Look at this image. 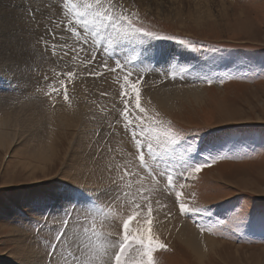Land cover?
Segmentation results:
<instances>
[{
	"label": "rangeland",
	"instance_id": "1",
	"mask_svg": "<svg viewBox=\"0 0 264 264\" xmlns=\"http://www.w3.org/2000/svg\"><path fill=\"white\" fill-rule=\"evenodd\" d=\"M113 2L129 15L136 13L133 22L138 27L176 39L151 40L142 47L124 42L128 47L121 44L114 53L104 52L106 41H102L93 59L88 50L91 40L80 51L76 38L66 30L70 17L64 14V2H22L27 18L33 21L37 16L53 28L55 37L45 38L57 47L55 55L48 49L51 63L45 60L41 69L30 70L27 89L32 96L15 94L20 98L14 101V111L20 114L23 108L37 106V111L48 113L51 119L46 124L52 125L43 122L35 134L31 129L11 131L10 149L0 146V264H55L49 257L50 243L65 227V219L74 243L61 249V264L76 248L86 264L89 239L94 245L117 243L123 221L134 212L132 231L145 230L150 218L154 238L166 245L154 252L156 264H264V75L254 74L264 65V0ZM179 40H188L193 47ZM19 42L11 41L17 46ZM146 55L150 59L143 61ZM131 56L136 59L126 61ZM117 58L124 67H116ZM181 68L189 71L181 75ZM1 71L0 95L6 88L3 82L16 73ZM69 71L74 72L71 81L63 75ZM229 72L233 78L221 82ZM129 74L130 81L139 79L146 115L165 126L170 123L183 138L172 157L166 158L176 169L175 190L167 186L163 165L155 179L139 166L131 133L124 127L121 92L128 94L129 119L145 114L135 108L130 85L124 87L123 78ZM202 75L213 82L195 78ZM158 87L177 90L176 97L162 104L163 97L155 95ZM197 93L199 101L193 97ZM58 116H67L66 126L58 123ZM48 132L53 146L44 152L51 155L37 160L36 137ZM217 154L225 158L212 162L209 156ZM182 157L206 166L200 172L184 171ZM125 170L136 175L119 179ZM175 191L183 193L181 200L190 207L203 206L207 212L182 214ZM93 204L102 206L104 214L90 212ZM237 213L242 220L239 227L229 220ZM218 220L227 223L209 230ZM182 221L205 243L202 259L185 242ZM93 228L101 234L98 241ZM131 255L139 257L138 252Z\"/></svg>",
	"mask_w": 264,
	"mask_h": 264
},
{
	"label": "snow or ice",
	"instance_id": "2",
	"mask_svg": "<svg viewBox=\"0 0 264 264\" xmlns=\"http://www.w3.org/2000/svg\"><path fill=\"white\" fill-rule=\"evenodd\" d=\"M63 8L65 16L70 17L66 24V30L70 31L76 38L77 43L80 45V51H84L86 46H89V41L91 40L92 43L88 50L93 52V59H95L96 48L101 45L102 41H106L103 51L107 53L111 49L114 53L115 49L124 42L142 47L151 40L176 39L174 36H161L154 31H147L143 27H138L133 22V18H136L137 14H127V10L123 9L122 5L117 6L113 0H64ZM51 34L55 37L54 32ZM178 42L185 47H193V43L188 40H179ZM52 47L53 55H55L57 46L53 45ZM65 54L67 53L65 52ZM128 59L134 60L136 57L131 56L130 58H126V61ZM115 63L117 68L125 66L119 58L116 59ZM187 71L189 69H180L181 75ZM254 74L264 75V65H261L259 71ZM63 75H66L69 81H71L74 77V72L69 71ZM129 76L130 74L125 75L123 78L125 81L124 87L130 85L132 92L135 94V108L139 110V113L145 114H137L134 119H129L131 113L128 110L129 100L126 98L128 94L124 91L121 92V96L125 97L123 100L125 109L122 113L126 121L124 127L131 133L133 143L137 149L139 166L146 170V174L149 177L155 179L156 176L160 175L158 169L163 165L164 173L167 175V186L175 190L176 185L173 173L176 169L172 164L168 163V159L166 158L172 157V154L183 138L179 132L172 129L170 123L168 126H165L163 121L146 115V109L141 106L140 89L137 87L139 79L130 81ZM173 78H176L175 74H173ZM195 78L205 79L209 84L213 82L207 75L196 76ZM224 78H233V73H225V76L221 78V82H223ZM63 83L64 81L61 80L60 84ZM54 90L59 91L58 89ZM64 98L65 100L68 99L67 88H65ZM221 158L225 157L220 154L209 156L212 162ZM205 166L204 163H193L190 157L181 158L180 167L184 171L200 172ZM132 175L136 174L125 170V174L120 176L119 179L123 180L125 176ZM181 187L183 186L181 185ZM182 195L181 191H175V196L179 202V210L182 214L207 212V208L203 206L190 207L186 202L181 200ZM89 211L96 214H104L103 207L97 204H93ZM148 211L150 215L151 208ZM65 215L68 216V213H65ZM135 216L136 213L134 212L133 215H129L123 221L122 231L117 243L105 241L104 243H96L94 245L92 240L89 239L87 247L90 250V257L86 264H156L154 252L158 248H165L166 245L154 238L150 218L147 220L148 227L145 230L140 231L138 229L135 232L132 231L130 222L134 221ZM229 220L231 221V225L235 227H239L242 222L238 213L230 217ZM136 222L139 223V221ZM226 223L225 220H218L209 230L224 226ZM68 224L69 220L65 219V227L57 231L54 240L50 243L49 257L50 259H54L55 264H61V259L63 258L61 249L63 246L66 244L71 246L74 243L73 238L68 235ZM201 231H204V229L202 228ZM85 232H87V229H85ZM93 234L98 241L101 234L96 232L95 228H93ZM133 252H138L139 257L131 255ZM58 253H60V256H57ZM69 261L70 264H82L79 258V248H76L73 254L65 258L63 264H69Z\"/></svg>",
	"mask_w": 264,
	"mask_h": 264
},
{
	"label": "bare ground",
	"instance_id": "3",
	"mask_svg": "<svg viewBox=\"0 0 264 264\" xmlns=\"http://www.w3.org/2000/svg\"><path fill=\"white\" fill-rule=\"evenodd\" d=\"M19 1L32 2L34 0H19ZM19 1L18 0H0V10H2V12H5L3 14L0 12V69L2 70L1 71L2 74H6L9 71L14 72V71H16L15 69H18V71H16V73H14L15 76L9 75L10 76L9 80L6 82H3V84L6 85L5 86L6 88L1 93L2 95H0V146H3L5 148H9V146L11 144V139H12V138H10L11 137V131H13V132L14 131L15 132L16 131H26V130H30V129L33 131L37 129L36 131H38V128L42 127L43 122L45 125L46 122L49 123L50 119H51V117H49L47 115L48 113L46 114L43 111H42L43 113H41V111H37V106H35V107L31 106L30 108L29 107L23 108L22 109L23 114L17 113L18 110L14 111L15 110L14 108L16 106V103L14 101L16 99L18 100V98H20V97L17 98V96H15V94L23 93V94H27L28 97L32 96L27 89V83L29 80L32 79V75H33V72L31 73L30 70L34 67H37V68L42 67V66H40L42 64V61L46 60V62H50V61H48V58L50 56V55H48V53H49L50 49L53 50L52 45H50L47 42V39L45 38V36L47 34H51L53 32V28L50 26H47V25H43L44 22L37 19V16H36V19L33 21L31 19L27 18L26 17V10H27L26 6L24 5V3L19 2ZM59 1L64 2V0H59ZM7 9H10L9 13L6 11ZM24 11H25V13H24ZM20 13L23 14L22 15L23 19L21 18ZM50 19H51V17L49 18V21H50ZM36 20H37V22H36ZM29 26H31V27L36 26L37 29L36 30H33V29L29 30V28H28ZM15 38L20 40L19 46L11 43V41L15 40ZM34 39H35L36 44L34 43ZM1 42L2 43L4 42V43L1 44ZM122 46H124V49H126L128 47V44L122 43ZM44 48L47 49L45 52H43ZM52 59H53V57L51 58V60ZM141 59L143 61H147L150 59V56L146 55L144 57H141ZM46 62H45V64L48 65V63H46ZM27 72H29V74ZM46 72H48V71H46ZM44 74H45V72H44ZM37 78H39V77H37ZM43 78H45V77H43ZM19 79L22 80L23 83H18ZM23 84H24V86L22 88ZM30 86H31V84H30ZM99 86L100 85L97 82L95 87H99ZM21 88L24 91H21L20 90ZM29 89H30V87H29ZM176 93H177V90L170 91V90H165L164 88H161V87L159 89H156V91H155V95H159L160 98L163 97L164 103H162V104L169 103L167 101V99H170L172 96H173V98L176 97V95H175ZM193 97L195 99H197L196 101L200 100V96L198 97V93L194 94ZM26 100H28V99H26ZM167 106H168V104H167ZM26 110L28 112H24ZM38 110H40V109H38ZM42 110H44V109H42ZM66 117L63 118L62 116H58V117H56V119L58 120V123L66 126L65 125V123H67ZM69 117H71V116H69ZM69 117H68V120L71 121V119ZM72 124H73V122H72ZM50 125H52V124H50ZM50 125L49 126L47 125V126L50 127ZM35 133L36 132L34 131V134ZM36 143H37V148L35 150V152H36L35 154L37 156V160L49 159L48 157L51 154H46V152H44L47 150H49V152L52 151L53 141L49 137V132L45 136L39 135L38 137H36ZM122 143H125V141ZM3 147H0V148H3ZM35 154H33V155H35ZM182 222L183 223H181V228H180L182 230V233L181 232L180 233L185 237V242L187 243V245H189L191 247L195 256L197 258L202 259L203 251L205 249V243H203L202 238H200L195 233V231L192 229V227L188 226L184 221H182Z\"/></svg>",
	"mask_w": 264,
	"mask_h": 264
}]
</instances>
